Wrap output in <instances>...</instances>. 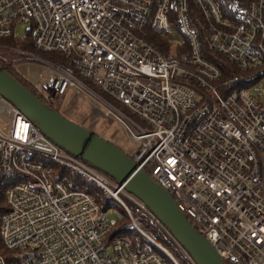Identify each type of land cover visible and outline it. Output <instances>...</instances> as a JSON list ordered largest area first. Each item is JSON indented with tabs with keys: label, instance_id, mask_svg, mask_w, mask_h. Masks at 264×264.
<instances>
[{
	"label": "built area",
	"instance_id": "obj_1",
	"mask_svg": "<svg viewBox=\"0 0 264 264\" xmlns=\"http://www.w3.org/2000/svg\"><path fill=\"white\" fill-rule=\"evenodd\" d=\"M19 28L36 50L72 56L74 67L54 64L33 84L47 105L67 90L97 104L225 264H264V89L227 92L264 76V0H0V39L22 40ZM148 30L180 54L164 55ZM205 48L251 75L221 82ZM56 166L100 188L129 222H110L93 197L57 181ZM0 192V264H179L126 201L194 264L142 203L1 96Z\"/></svg>",
	"mask_w": 264,
	"mask_h": 264
},
{
	"label": "water",
	"instance_id": "obj_2",
	"mask_svg": "<svg viewBox=\"0 0 264 264\" xmlns=\"http://www.w3.org/2000/svg\"><path fill=\"white\" fill-rule=\"evenodd\" d=\"M0 96L20 110L54 145L105 174L152 213L194 264H225L199 235L171 195L118 147L65 119L0 67Z\"/></svg>",
	"mask_w": 264,
	"mask_h": 264
},
{
	"label": "rangeland",
	"instance_id": "obj_3",
	"mask_svg": "<svg viewBox=\"0 0 264 264\" xmlns=\"http://www.w3.org/2000/svg\"><path fill=\"white\" fill-rule=\"evenodd\" d=\"M17 33L20 38L26 37L25 31L20 28L17 29ZM176 40L181 42V37L177 36ZM15 53L16 55L21 54V56L18 55V57L12 61L11 66L14 65L12 66V70L19 79L27 81L32 87L37 81V78L40 79L43 77L42 71L45 72V68L54 66V64H59L53 61L54 59L52 56H49L48 54L36 49L33 52L26 53L17 50ZM17 65L18 68L15 70V66ZM83 81L100 95V91L94 85L88 81ZM263 87L264 76L260 79L258 85L250 88L249 93L256 95L258 88L264 89ZM54 109L65 119L95 133L99 137L112 143L129 157H132L137 152L138 145L130 140L123 129L114 120L104 117L98 110L97 104L86 100L81 94L67 90L66 93L59 98L58 102L54 106ZM102 193L111 202L110 209L106 211L107 219L110 222H119L120 224L129 222L123 211V207L119 203L112 200V198H110L108 195H105L104 192ZM126 204L131 210V214L134 217L139 218L140 221L144 223L148 232L152 233L155 238L161 237V239H166L163 233L144 214L138 211L132 202L126 201ZM156 242L166 249V247H164V245L159 240ZM178 256L179 264H189L188 261L184 259L182 254Z\"/></svg>",
	"mask_w": 264,
	"mask_h": 264
},
{
	"label": "trees",
	"instance_id": "obj_4",
	"mask_svg": "<svg viewBox=\"0 0 264 264\" xmlns=\"http://www.w3.org/2000/svg\"><path fill=\"white\" fill-rule=\"evenodd\" d=\"M219 3H225L227 0H218ZM149 35L147 40L152 43L154 46L160 49V51L164 55H170L174 54L175 51H170L172 43L166 38V37H160L156 34L151 33L149 30ZM34 44L31 41L29 37H25L22 40H15L13 38H2L0 39V67H2L5 71L13 75L23 86L28 88L40 101L43 103L44 100L39 96V94L36 92V90L31 86L30 83H28L25 80L19 79L12 70L11 63L12 61L21 54L15 53V51L20 50L21 52H33ZM45 54H48L49 56L53 57V61L56 63H59L63 67H74V62L72 60L71 55H63L60 53H54V52H43ZM176 54H180V50H176ZM202 57L213 63L220 71L221 73V82L229 80L233 77H247L250 76V72H244L241 71L238 67H236L235 64L230 62L228 59H226L224 56L208 50V49H202ZM260 77L253 78L250 81L241 82L236 86H233L231 89H227V92L233 89H249L252 88L260 82ZM46 104V103H45ZM55 173L58 174L57 181L61 182L65 187L69 189H80L86 194L93 197L95 202L99 205L100 209L102 211H107L111 207V202L108 198H106L101 189L97 186L88 183L86 180L81 178L80 176L72 173L71 171L67 169H62L59 167H55ZM5 204L3 200V194L0 192V215L5 211ZM159 240L164 247L170 253L173 255V257L178 262L179 256L181 255L180 252L175 248L173 243L169 239H161V237L156 238ZM0 252H3V245L0 241ZM185 259V258H184ZM187 263V262H186Z\"/></svg>",
	"mask_w": 264,
	"mask_h": 264
}]
</instances>
